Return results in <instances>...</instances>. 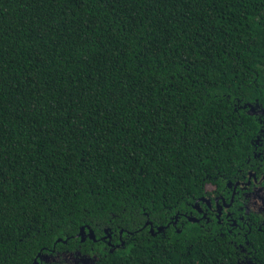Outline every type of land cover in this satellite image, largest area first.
Segmentation results:
<instances>
[{"label": "trees", "instance_id": "16d2710c", "mask_svg": "<svg viewBox=\"0 0 264 264\" xmlns=\"http://www.w3.org/2000/svg\"><path fill=\"white\" fill-rule=\"evenodd\" d=\"M250 104L264 0H0V264H264V226L184 216L247 170Z\"/></svg>", "mask_w": 264, "mask_h": 264}, {"label": "flooded vegetation", "instance_id": "af4514ba", "mask_svg": "<svg viewBox=\"0 0 264 264\" xmlns=\"http://www.w3.org/2000/svg\"><path fill=\"white\" fill-rule=\"evenodd\" d=\"M249 110L254 117L251 118V125L253 129H256V132L251 139L252 153L246 159L247 170H240L231 179H226L220 191L216 185H212L211 189L215 191L212 196L203 197L200 199L201 201L195 202V204H199L198 208L194 206L198 215L191 217L184 214L190 221L194 218L195 221L192 222L206 221L208 223V220L204 219V215L207 214L209 219L214 217V213L217 211L216 201L221 205L227 203L232 209V215L237 220L241 217H248L243 232L233 229L235 234L244 235V237H247L249 233L248 223L252 228L258 227L259 230L264 226V215H261V208L264 207V107L259 105L254 107L250 104ZM209 204H211V208H209ZM250 208L251 214L249 215ZM231 223L232 221L229 220L228 224L231 225ZM120 245H124V243ZM41 260L43 263L94 264L95 259L77 251L75 253H47L41 256Z\"/></svg>", "mask_w": 264, "mask_h": 264}, {"label": "snow or ice", "instance_id": "6c2138e0", "mask_svg": "<svg viewBox=\"0 0 264 264\" xmlns=\"http://www.w3.org/2000/svg\"><path fill=\"white\" fill-rule=\"evenodd\" d=\"M208 191L214 190V189H207ZM233 202H234V197H233ZM217 204V211L214 213V217L217 221H218V228L221 229H226L225 233L221 234V238H223L224 235L226 234H232L233 233V229H235L237 232H243L244 231V227L245 224L248 222V217H241L239 220H237L233 215H232V209L230 207L229 204L225 203L223 205H221L218 201H216ZM193 206L192 204H190V207ZM195 207H199V204L196 203L194 204ZM209 208H211V204L208 205ZM168 211L172 212L173 211V207L170 205L168 207ZM126 214H127V210H125ZM251 214V208L249 209V215ZM261 215H264V207L261 208ZM140 216L143 220V223H140L139 226L137 228H135L134 230L131 231H121L117 233V237H113L111 235V233L108 234V240L111 241L113 239H116V242L118 244H122L124 237L125 236H129L134 238L136 235L141 234L143 231H145L147 228L151 227L153 224V218L150 212H148L146 209L140 213ZM174 219L171 221V224L173 226L177 225L180 220H181V215L179 214V212H174L173 213ZM114 219H119V217H114ZM204 219L208 220V223L211 224V219L208 218L207 214L204 215ZM231 220L232 223L231 225L228 224V221ZM99 227V226H98ZM248 228H249V235L251 234V230H252V226L250 223H248ZM165 230H167V225H165ZM180 231H183V229H179L178 233ZM247 238V237H245ZM101 241H103V237H101ZM124 247H127L126 244L123 245ZM250 260V258H249Z\"/></svg>", "mask_w": 264, "mask_h": 264}, {"label": "water", "instance_id": "95a60500", "mask_svg": "<svg viewBox=\"0 0 264 264\" xmlns=\"http://www.w3.org/2000/svg\"><path fill=\"white\" fill-rule=\"evenodd\" d=\"M192 221H195V219L194 218H192L191 219ZM82 231L84 232L85 231V228H82ZM151 231H153V230H151ZM162 231V228H160L159 229V231L158 232H161ZM91 232V236H92V238L95 240V236H94V233H93V231H90ZM111 246H112V250H111V252L113 251V248H114V246L111 244V243H109Z\"/></svg>", "mask_w": 264, "mask_h": 264}]
</instances>
